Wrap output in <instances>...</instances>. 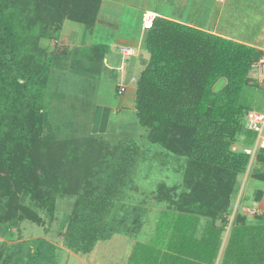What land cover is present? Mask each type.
Here are the masks:
<instances>
[{
  "label": "trees",
  "instance_id": "16d2710c",
  "mask_svg": "<svg viewBox=\"0 0 264 264\" xmlns=\"http://www.w3.org/2000/svg\"><path fill=\"white\" fill-rule=\"evenodd\" d=\"M101 4L102 0H0V198L8 197L16 183L52 213L55 198L46 185L59 175L62 193L78 196L65 239L78 255L91 253L101 240L111 200L127 186L141 149L132 142L127 148L117 146L111 152L114 162L109 173L97 182L86 178L89 190L77 193L78 170L95 173L101 142L75 134L62 139L52 133L47 100L57 60L42 40L56 41L66 20L93 31ZM143 48L147 58L140 57L146 62L140 63L135 82L138 123L149 130L151 146L185 155L202 173L187 188L188 196L201 201L216 221L228 209L237 177L247 172L251 161L250 155L232 147L241 135L248 148L257 140V134L244 124L251 111L244 100L248 86L264 92V85L252 76V65L261 55L250 45L160 16L146 31ZM110 49L109 43L90 47L91 77L108 71L106 61L111 67L116 63ZM118 55L120 67L128 57ZM257 163L253 175L264 183V149L258 151ZM191 176H196L195 170ZM35 214L32 211V220ZM163 214L155 240L136 245L132 264L217 263L227 222L216 227L209 221L199 238L198 215L186 211ZM170 217L173 220L167 222ZM239 223L232 227L222 264H264V224L248 223L245 218ZM40 252L32 257V264Z\"/></svg>",
  "mask_w": 264,
  "mask_h": 264
},
{
  "label": "rangeland",
  "instance_id": "374dc122",
  "mask_svg": "<svg viewBox=\"0 0 264 264\" xmlns=\"http://www.w3.org/2000/svg\"><path fill=\"white\" fill-rule=\"evenodd\" d=\"M102 2L103 10L101 18H103L102 15H104V17H106V22L108 21L107 15L109 10L116 9L117 12L115 14L118 16H121V12L118 11L119 9L127 11V15L132 19H123L121 24H123L124 27L117 29L115 26L112 30L129 31L128 35H130V37L137 36L139 33L137 29H139V24L141 23V21H139L141 13L133 16L138 8H140L136 7V5L142 6L145 4L149 6L148 8L151 10L160 11L170 16L176 14L181 18L187 17L188 23L196 21L202 23L204 21L205 23L206 19L202 12L206 9V4L200 2L196 3L194 7L192 6L194 8V10L192 8V11L189 10L188 2H184L183 0H181V5L179 6L176 5L177 0H102ZM119 3H121L122 6H120ZM129 8L131 10H129ZM199 11L201 13H199ZM248 14L249 15L243 21L246 28L231 27L228 21L223 17L221 29L229 33L237 31L242 34L247 33L244 36L250 38L252 37L250 36V29L246 24L252 26L258 25L259 27L253 28L252 35L255 39H260L261 42H264V27H260L264 24V12L250 11ZM142 26L144 29V25ZM67 27L72 28L64 29L63 25L61 32L67 31L70 35L71 32L75 31L71 34L72 49L69 46H64L63 41L57 38L56 41H60V44H57L58 49L55 51L58 52L52 53L57 60V67L55 68L68 71L72 74L70 77H62L60 74H55L54 81L52 80L51 82L55 87L53 88V85L50 86L51 91L49 92L50 94L47 102L49 104L50 102L52 103V108L50 107L49 112V119L51 120L50 126L53 129L52 133H55L62 139L69 138L75 134V136L77 135L78 138H82L83 140L91 138L98 144L101 142L100 150L98 148L96 149V153L100 155V163L96 170H94L95 173L90 175L89 173H91L92 170H82V168L78 170L80 174V183L76 190L77 193H84L89 190L86 188V184L88 183L86 178L97 182L100 178L109 173L110 165L114 162L113 158H111V152L117 146L123 145V147L127 148L128 144L132 142L141 149L133 166V173L128 177L127 186L122 191V194H118L117 198L111 200L112 209L104 216V226L101 229V240L97 243L94 252L82 256L85 264H116L119 254H124L116 250L118 249L117 247H119L117 244L121 246L127 244L130 245L129 247L131 248V246L139 242H142L144 245L152 243L153 239L155 240L156 237L157 227L164 216L163 213L168 211H186L198 215L200 222L196 236L200 238L208 222L212 221L210 218V211L206 207L203 209L201 201L190 199L188 196L189 192H187L189 189L187 188L192 187L193 185H191V183L199 180L202 173L191 165L185 155L179 156L162 147L151 146L148 138L149 130L141 127L136 117V85L132 83L135 76H132V74L128 72V69L131 67V58L123 59L121 67L118 68L116 56L118 52L123 54L125 52V54H129L130 56L138 52L130 48L131 45H126L128 47L122 48L119 51V43L114 40L116 39V35H112L114 39H111L112 42H109V45L111 46V54L116 58V63L112 66V71H104L103 69L99 74L91 77L92 75L89 74V69L92 60L89 58L87 52L91 47L89 46L90 42L92 43L96 40H92L93 32L85 26L75 22H68ZM102 28L106 30V27ZM85 30H89V36H83L82 39L79 40L81 38L80 33H82V31L85 33ZM51 31L52 34L55 33L53 29H51ZM98 40V42L106 43L104 37H100ZM119 40L121 39L119 38ZM56 41H50V49L54 47L53 44L56 43ZM96 43L97 42H95V44ZM120 43L123 42L120 41ZM76 44L79 47H77ZM139 47L140 45L137 44L136 48L138 49ZM79 48L83 50L82 54L77 50ZM127 48H130V50ZM62 49H65L63 50L65 52L61 51ZM74 49L77 50L79 54L73 57L69 63V57L76 54ZM68 50L71 52H67ZM118 56L121 57V55ZM144 58H147V54L144 55ZM137 62L138 61H133L135 65ZM145 62L146 60L144 59L143 62L139 61V64L143 63V65H145ZM138 70L139 72L141 71L140 68H138ZM139 72L136 77L139 76ZM73 73L79 74L77 75L78 77L76 78V75ZM84 78L92 80V83L88 80L83 82ZM61 83H65V85H60ZM79 83L82 84V86H78ZM122 86L127 88L124 93L120 92ZM56 87L61 89H57ZM246 91L247 98L244 100L246 106L251 110L264 113L263 89L255 86H248ZM105 112H107L106 115H108L111 122H113L110 129L106 126V115H103ZM92 120H96L97 125L101 127L97 128V130L95 128L92 130L93 127H91L92 125L90 124ZM245 138L244 135H241L237 144L232 147L233 150L236 149V152L244 151L246 148V146H244ZM256 153L258 152L256 151ZM104 154L111 156H103ZM258 166L256 154L251 157L247 172L237 177V190L236 193L231 196L228 209L226 212L220 213L216 221H212L216 227H223V225H225L224 221L225 223L227 222V227L223 233V245H225L229 239V231L237 223L243 221V218H245L248 223L259 222L257 219L258 216H256L258 214H254L255 211L242 209L243 205L249 207L254 204L253 187L259 180L256 178V175H253V171ZM194 170L196 176L192 177L191 174ZM58 177L59 178H57L55 182L46 185L49 194L55 198L52 213H48L41 203L33 200L32 195L28 193V191L21 190L16 183H12L8 197L0 198V234L2 233L6 240L0 243L2 249V251H0V264H32V257L38 255V251L41 250L44 241L47 242L46 247L44 246V248H42L44 250L43 254L45 252V255L40 258V262L42 261L43 263V261H45L44 257H46V259H48V264L84 263L81 258H69L67 260L66 258H62V255H58L60 251H64L66 254L70 255V253L64 249L67 247L65 239L69 232L71 218L75 210V201L78 197L75 193L74 195L69 194L67 196L62 193L64 189H62L60 185L61 181L59 180L61 177L59 175ZM262 187L263 185L261 188ZM74 189L75 185L71 190ZM68 191L70 192V190ZM240 192L243 195L242 197H240ZM222 199H224L223 196ZM249 208L254 209L253 207ZM32 211L37 215L35 220H32L34 219L32 217ZM172 220L173 218L170 217L167 222ZM119 249L122 248L120 247ZM57 250L60 251L57 253ZM142 257L143 254L140 256L141 261L143 260ZM221 258L220 256L219 261H221ZM122 261H125L124 257H122L119 263L121 264Z\"/></svg>",
  "mask_w": 264,
  "mask_h": 264
},
{
  "label": "crops",
  "instance_id": "0c3cea01",
  "mask_svg": "<svg viewBox=\"0 0 264 264\" xmlns=\"http://www.w3.org/2000/svg\"><path fill=\"white\" fill-rule=\"evenodd\" d=\"M183 1L184 2H188L190 11H192V8L195 6L196 3H198V2L205 3L206 4V7H205L206 9H204L202 11L204 13L205 18H206L205 19V23H204V21H203V23L202 22H198V21L189 22L188 23L187 17L181 18V17H178L176 14L170 16V15H168L166 13H162L160 11L151 10V9L148 8L149 6H147L145 4L142 5V6L136 5V7H140V8H138L137 12L133 16H136V14L141 13V16L139 18L140 19L139 21H141V23L139 24V26H140L139 29H137L139 31V33L137 34L136 37H130V35H128L129 31L124 32V31H121V30H115V31L112 30V28H114L115 26L117 27V29H121V27H124L123 24H121L122 20L126 19V18H128V19L130 18L127 15V11H125L123 9L122 10L119 9L118 11L121 12V16L120 15L118 16V15L115 14L117 12L116 9L109 10V13L107 15L108 21L106 22V19H105L106 17H104V15H102L103 18H101V13H102V10H103V5L101 4V8H100L101 10L99 12L98 21L96 23V26H95L94 30L92 31L93 32L92 40L93 39H96V40L93 41L92 43L90 42L89 46H92V44H94L95 42H98L99 41L98 38H100V37H104V39L106 40V43L112 42L111 39H114V38H112V35H116V39H114V40H116V42L119 43V51L122 48L124 49L125 47H128L129 45H131L130 48H133V50H136L135 52H138L135 55H131L130 57H128V58H131V60H130V62H131L130 71L131 72L130 73L132 74V76L133 75L135 76L134 77V81L132 82L133 84H135L136 78H137L136 75L139 72L138 68H140V70H141V66L139 64V61H140V57L143 54V40H144V36H145V32H146L145 29H143V26H142L143 25V18L146 15L147 12H150L151 13L150 15H153V16L156 15V16L164 17V18H167V19H170V20H174V21H177V22L188 23L189 25H191L193 27H196V28L202 29L204 31L213 33L215 35H219V36L228 38V39L236 41V42H240V43H243V44L250 45V46L254 47L257 50L258 56L262 55L264 53V42H261L260 39H255V37H253V35H252L253 34V28L259 27L258 25H253L252 26V25L246 24L248 26V28L250 29V33H251L250 36H252L250 38H246L244 36L247 33L242 34L239 31L229 33V32L223 31L221 29V24H222L223 17L228 21L229 26H231V27H234V28L235 27L246 28L245 27V23H243V21L249 15L248 13H250V11L264 12V0H183ZM119 5L122 6L121 3H119ZM176 5H178V6L181 5V0H177ZM132 6H134V5H132ZM125 7H127V6H125ZM129 10H131V9L129 8ZM193 10H194V8H193ZM199 13H201V12L199 11ZM130 19H132V18H130ZM99 20H101V21H99ZM210 21H212V22H210ZM68 22H73V21L66 20L64 22V24H63L64 25V29L72 28V27H67ZM102 27H106V30H105V28H102ZM260 27H264V24L261 25ZM74 32L75 31L71 32V34L74 33ZM71 34L69 35L67 31L66 32H61L59 34L58 38H60L63 41L64 46L71 47V43H72L71 42V40H72ZM80 34L79 35L81 36V38L79 40H81L83 36H87V35L89 36V30H85V33L82 31V33H80ZM105 34H106V36H105ZM117 36H118V39H117ZM119 38L121 40H119ZM120 41L123 42V43H120ZM98 43H101V42H98ZM57 44H60V41H56V43L53 44L54 47L52 46L53 48L50 49V41L46 40V39L42 40V46L48 47L49 51L51 53L52 52H58V51H55V50L58 49V45ZM137 44L140 45V47L138 49L136 48ZM126 45H128V46H126ZM76 46L79 47L77 44H76ZM63 48H66V47H63ZM130 48H127V49H130ZM71 49H72V47H71ZM63 50H65V49H62L61 51H63ZM77 50H79V52H81V54H82L83 50L81 48H79ZM77 50H75V52H76L75 55L69 57V60H68L69 63H70V60L73 57H75V56H77L79 54ZM133 50H132V52H133ZM63 52H65V51H63ZM67 52H71V51L68 50ZM52 56H55V55L52 53ZM133 61H138V62L135 65L133 63ZM106 66H107V70H112V67L108 64L107 61H106ZM120 67H118V68H120ZM120 71H121V69H120ZM55 74H60L62 77L63 76L70 77V75L72 73H70L68 71H62V70L54 68L52 70L51 82H52V80L54 81ZM73 74H75V73H73ZM75 75H76V78H77L78 77L77 75H79V74H75ZM132 79H133V77H132ZM86 80H88L89 82L92 83V80H89V79H86V78H84L83 82H86ZM51 82H50L49 87L51 85H53L52 87L54 88L55 85L53 83H51ZM62 84L65 85V83H61L60 85H62ZM78 86H82V84L79 83ZM56 88L57 89H61L59 87H56ZM50 91H51V89H48V92H50ZM49 106L50 107L52 106L51 102H50ZM106 114H107V112H105V114H103V115H106ZM96 116H97V113H96ZM96 116H95V119H96ZM106 120H107L106 121V126H108V128L110 129V127H111L113 122H111V119H110V117L108 115H106ZM90 124L92 125L91 127H93V129L91 128L92 130H94V128L97 130V128L101 127L100 125H97L96 120H92V122ZM257 182L255 183V186L253 187L254 198H255L254 199V204L249 206V207H253L254 209L251 208L252 209L251 210L249 207H246L245 205L242 206V209H249L250 211H255L254 214H258L256 216H261L263 218L261 220L259 219L258 223L264 224V222H263V220H264V183L260 182V181L258 183ZM262 185H263V187L261 188ZM241 192H240V197L243 196ZM247 193H248V191H247ZM229 232H230L229 233V238H230V235L232 233V229ZM5 241H6L5 237L1 233L0 234V243L1 242H5ZM228 242H229V239L227 240V243L225 245H223L224 243L222 244L221 252H220V255H219V258H220V256L222 258H221V261H219L220 259H218L216 264H222L224 253H225V249H226V247L228 245ZM46 243L47 242L44 241V244L42 245V248H44V246L46 247ZM139 243H142V242H139ZM136 245L137 244L131 246V248H130L129 247L130 245H127V244H125L124 246L122 245L123 247L120 244H117V246H119V247L116 246L118 248L116 250H118V252L124 253V254H119V256L117 258V261H116V264H120L119 262L121 261L122 257H124L125 261L124 262L122 261L121 264H130V263L132 264V254H133V250L137 247ZM96 246H95V248H96ZM120 247L122 249H119ZM127 247H129V248H127ZM42 248H41L40 255H39V257H38V259L36 261V264H48L47 263L48 259H46V257H44L45 261H43V263H42V261L40 262V258H42L45 255V252L43 254L44 250ZM95 248L92 250V252H94ZM64 249L67 252H69L70 255L66 254L64 251L57 250V253L60 251L58 253L59 256L62 255V258H64V259L66 258L67 260L69 258L70 259L71 258H76V259H80L81 258L82 261L84 262L83 264H85V261L83 260L84 258H82L83 255H78V254L74 253L68 247H66ZM0 250H2V249L0 248ZM51 250H53V249H51ZM89 254H86V255H89ZM55 256H56V254H55Z\"/></svg>",
  "mask_w": 264,
  "mask_h": 264
},
{
  "label": "built area",
  "instance_id": "2783aa9c",
  "mask_svg": "<svg viewBox=\"0 0 264 264\" xmlns=\"http://www.w3.org/2000/svg\"><path fill=\"white\" fill-rule=\"evenodd\" d=\"M150 14V12H147L143 18V25L145 30L151 29L153 22L157 17L156 15L153 16ZM124 55L126 56L127 54H125L124 52ZM127 56L130 55L128 54ZM252 67L254 70L252 75L253 78L258 84L264 85V54L253 63ZM125 91L126 87L122 86L120 92L124 93ZM244 124L247 130L255 132L257 134V140L254 147H246L243 151L244 153L252 157L257 154L256 151L258 152L260 149H264V113L255 110L249 111L245 116Z\"/></svg>",
  "mask_w": 264,
  "mask_h": 264
}]
</instances>
